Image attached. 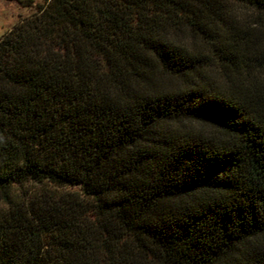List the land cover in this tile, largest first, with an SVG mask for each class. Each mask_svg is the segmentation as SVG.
Segmentation results:
<instances>
[{
    "label": "trees",
    "instance_id": "16d2710c",
    "mask_svg": "<svg viewBox=\"0 0 264 264\" xmlns=\"http://www.w3.org/2000/svg\"><path fill=\"white\" fill-rule=\"evenodd\" d=\"M262 241L264 0H47L0 37V264H264Z\"/></svg>",
    "mask_w": 264,
    "mask_h": 264
},
{
    "label": "rangeland",
    "instance_id": "374dc122",
    "mask_svg": "<svg viewBox=\"0 0 264 264\" xmlns=\"http://www.w3.org/2000/svg\"><path fill=\"white\" fill-rule=\"evenodd\" d=\"M34 5L23 7L14 0H0V37L15 27L21 20L38 12L47 0H33ZM240 15H248L242 7H237ZM261 35V34H260Z\"/></svg>",
    "mask_w": 264,
    "mask_h": 264
},
{
    "label": "snow or ice",
    "instance_id": "6c2138e0",
    "mask_svg": "<svg viewBox=\"0 0 264 264\" xmlns=\"http://www.w3.org/2000/svg\"><path fill=\"white\" fill-rule=\"evenodd\" d=\"M262 242H264V241H262Z\"/></svg>",
    "mask_w": 264,
    "mask_h": 264
}]
</instances>
